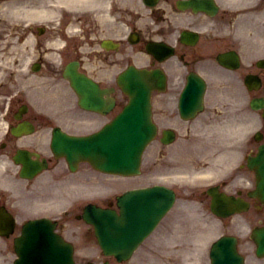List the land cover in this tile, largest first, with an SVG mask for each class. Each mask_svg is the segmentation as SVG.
Instances as JSON below:
<instances>
[{"label":"rangeland","instance_id":"obj_1","mask_svg":"<svg viewBox=\"0 0 264 264\" xmlns=\"http://www.w3.org/2000/svg\"><path fill=\"white\" fill-rule=\"evenodd\" d=\"M40 6L45 7L44 9L46 10L50 8L46 7L47 4L43 2H40ZM45 18L46 19L41 18V21L39 22L41 23L40 25H46L47 28L44 31V34L37 35V38L39 40L41 39L42 45L44 43L52 42L54 37L52 35L54 29L50 28L54 25V23L51 21V17ZM18 21V17L12 16L10 19L5 20V22H0V49H2L1 52L4 55H7L8 46L18 45L16 40L14 42V39H17L18 35ZM32 44L35 46V41L31 44L27 43L26 46ZM14 52L15 50L12 51V53ZM176 133L175 141L169 145H163L156 140L148 145L143 155L142 173L140 175L124 179H118L107 175H94L93 177L96 178L98 182H101V178L104 181V187L101 186V192L95 196L102 199H104V197H111L112 191L107 193V187H114L116 183H120L121 188L123 189L125 187L124 185H146L155 182H164L165 184L175 187L178 195L180 196V198L176 201V205L159 223L156 231H154L153 234L142 243V245L132 255L130 260L122 263L111 261V264H180L176 262L187 260L189 262L187 264H199L200 261L194 260L197 253L204 251L203 248L208 245L209 241L213 237H216L218 234L226 230L224 223L218 220V218L216 219V217L210 213L208 208L206 206L203 207L202 204H200L199 199L194 197L195 194H200L199 190L204 188V184L209 182V180L204 181L202 184L203 181L200 178L192 176V173L189 172H182L186 173V176L180 177V169H198L200 167L210 165L212 161L209 160V162H207L203 156H200V153L203 150L201 151L202 148H195V146H193L195 140H192V143H188L187 140H180V130H177ZM218 148L220 147H217V149ZM204 154L206 153L203 152L202 155ZM180 166L184 169L180 168ZM87 183L89 182L86 181V192L92 188L89 187ZM192 189L196 190L194 191V195H192L193 197L186 194L187 192L190 193ZM79 190H81V188H79ZM189 196L190 198H188ZM100 198L99 200H102ZM109 199L110 198H107L106 202ZM74 211L77 212V209H74ZM178 222H180V238L175 237L173 241L166 240L165 244L170 245V247L167 245L164 246L158 241L161 238L160 236L173 234L175 231H177L178 234ZM76 227L80 228L79 225ZM234 229H236V227H234ZM87 239L88 238H86L85 241L82 240V238H76L78 260L84 261L90 259L96 251L93 237L89 236L88 241ZM176 241L180 243L176 244ZM156 242L160 244L159 248L161 249V252H157L158 255L153 251L149 252V245H156ZM179 246L183 247L180 250V255L185 258L182 259V261L177 260V258L172 254L177 248H179ZM92 247H94L93 250ZM167 251H169V253ZM164 259H166V261Z\"/></svg>","mask_w":264,"mask_h":264},{"label":"water","instance_id":"obj_2","mask_svg":"<svg viewBox=\"0 0 264 264\" xmlns=\"http://www.w3.org/2000/svg\"><path fill=\"white\" fill-rule=\"evenodd\" d=\"M138 93V92H137ZM139 92L137 95H140ZM133 105H141L137 100ZM130 120L127 119L126 123L119 120L112 128L111 134L106 136L109 138L113 133L118 132L120 128V140H111L103 146L101 157L97 162L99 165L104 166V163L111 166L113 161L120 165L123 172H132L133 162L130 163L133 155H138L139 147L145 137L152 134V129L148 127L145 134H141L139 128L138 110L134 114L133 123L129 124ZM126 129V130H125ZM140 136H143L141 139ZM70 145V141H67ZM139 143V144H138ZM66 142H63L62 148L65 147ZM68 159L72 158L70 150L65 149ZM120 169V168H119ZM261 183L264 184V178ZM262 184V185H263ZM173 194L162 187L154 186L152 188L134 190L129 193L127 198L123 200V212L121 216H117L113 210L100 209L89 206V221L95 224L99 241L106 251H113L118 258H124L129 255L135 244L154 226L158 218L170 206ZM31 227H28L24 234L25 239L30 235ZM28 233V234H27ZM223 251V259L218 264H227L228 255ZM38 261V256L32 260L21 264H34Z\"/></svg>","mask_w":264,"mask_h":264},{"label":"flooded vegetation","instance_id":"obj_3","mask_svg":"<svg viewBox=\"0 0 264 264\" xmlns=\"http://www.w3.org/2000/svg\"><path fill=\"white\" fill-rule=\"evenodd\" d=\"M162 19V18H161ZM204 46H215L214 44H202ZM180 46H185L184 44L180 45ZM188 46V45H186ZM191 46H201V44L198 43H195L194 45H191ZM197 49L194 47V48H189L187 51H185V53H192V52H195ZM258 75L262 78L263 80V83H264V67H260L258 70H255ZM263 222L264 223V220L263 219H259V222ZM253 260V259H252Z\"/></svg>","mask_w":264,"mask_h":264},{"label":"bare ground","instance_id":"obj_4","mask_svg":"<svg viewBox=\"0 0 264 264\" xmlns=\"http://www.w3.org/2000/svg\"><path fill=\"white\" fill-rule=\"evenodd\" d=\"M74 1V0H73ZM79 1V0H78ZM80 1H83V0H80ZM85 2H87V0H84ZM55 45H58L57 43ZM43 46H50V43H45L43 44ZM26 61V60H25ZM198 174V173H197Z\"/></svg>","mask_w":264,"mask_h":264}]
</instances>
